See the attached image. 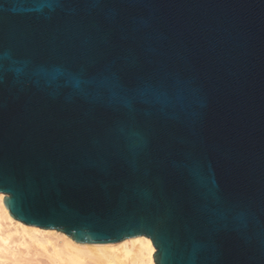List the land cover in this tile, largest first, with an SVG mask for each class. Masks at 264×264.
Instances as JSON below:
<instances>
[{
  "label": "water",
  "instance_id": "water-1",
  "mask_svg": "<svg viewBox=\"0 0 264 264\" xmlns=\"http://www.w3.org/2000/svg\"><path fill=\"white\" fill-rule=\"evenodd\" d=\"M0 192L154 264H264V0H0Z\"/></svg>",
  "mask_w": 264,
  "mask_h": 264
},
{
  "label": "bare ground",
  "instance_id": "bare-ground-1",
  "mask_svg": "<svg viewBox=\"0 0 264 264\" xmlns=\"http://www.w3.org/2000/svg\"><path fill=\"white\" fill-rule=\"evenodd\" d=\"M0 192V264H154L146 236L111 243H80L55 229L13 218Z\"/></svg>",
  "mask_w": 264,
  "mask_h": 264
}]
</instances>
